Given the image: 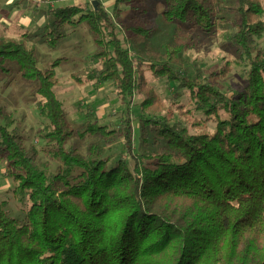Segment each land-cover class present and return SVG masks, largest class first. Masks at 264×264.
I'll return each mask as SVG.
<instances>
[{
  "label": "trees",
  "instance_id": "obj_1",
  "mask_svg": "<svg viewBox=\"0 0 264 264\" xmlns=\"http://www.w3.org/2000/svg\"><path fill=\"white\" fill-rule=\"evenodd\" d=\"M151 1L114 0L110 14L98 0L57 7L38 30L43 44L54 49L85 27L94 47L86 58L94 65L70 80L112 86L125 106L117 130L90 124L75 131L55 91L56 69L70 58L40 70L28 32L19 39L0 35V73L8 76L14 64L21 80L34 85L35 108L46 124L42 137L51 144L47 157L63 168L49 175L47 166H37L38 151L26 149L10 130L16 121L0 102V164L29 204L16 218L0 201V264H264V51L256 47L264 38V0H160L162 21L188 31L176 29L160 63L144 69L129 48L156 31ZM228 1L235 2L230 10L236 29L228 42L234 64L246 75L225 95L200 71L189 77L173 66L195 45L192 30L213 35L223 25ZM123 6L129 13L121 19ZM232 64L225 62L211 76L226 79ZM147 71L173 85V101L185 91L204 119L176 102L165 106L149 86ZM136 96L143 148L137 155L130 110ZM86 136L96 142L85 155L66 148L73 138ZM117 139L133 162L131 170L125 159L112 164L105 157Z\"/></svg>",
  "mask_w": 264,
  "mask_h": 264
},
{
  "label": "rangeland",
  "instance_id": "obj_2",
  "mask_svg": "<svg viewBox=\"0 0 264 264\" xmlns=\"http://www.w3.org/2000/svg\"><path fill=\"white\" fill-rule=\"evenodd\" d=\"M75 1H55L53 5L56 7L71 6ZM86 1L92 3L95 0ZM98 1L102 4L105 11L109 14L112 13L114 0ZM80 2L82 1L78 3ZM84 3L82 2V4ZM150 5L153 9L151 15L152 23L156 27V31L143 44L129 48L131 58L135 61V64L143 63L144 69L147 68L146 65L148 64L160 63L159 56L163 53V46L173 39L176 29H182L184 32L188 31L186 26L167 25L162 21L163 5L160 0H152ZM234 5V1H228L223 5L222 14L226 21L218 27L215 34L205 35L198 30H192L195 45L191 49H185L182 52L180 65L173 66L184 76L189 77H194L196 72L200 71L205 82L218 84L225 95L230 94L238 86H241L246 75L243 67L234 64L233 49L228 42V39L236 30L234 13L230 10ZM49 7V3L44 0H0V35L19 39L23 33L28 32L32 36L29 44L36 48L38 54L39 63L37 67L40 70L49 68L52 62L58 58H70V63L56 69V77L59 83L55 91L63 105L67 121L75 131L83 132L90 124L108 126L112 130H117L121 125L125 106L116 99L112 86L110 84H102L97 87L87 84L77 86L70 80L71 74L86 70L94 65L86 58L93 53L94 47L86 34L85 27H77L73 34H69L70 36L67 39L62 40L53 49L43 44V39L40 36V32H38L47 23L46 20L42 26L34 27L33 31H30V27L26 28L21 25L28 18L36 26L37 19H34V14L38 12V9L48 21L50 19ZM128 13V7H121V19L126 18ZM6 15L10 16V25L5 21ZM116 29L118 35L121 36L123 32L121 31V24L118 22ZM70 31L68 30V33ZM256 47L258 50L264 51V38L256 41ZM150 52L157 54L158 57H155ZM225 62H233L232 71L226 79L221 80L220 78L212 77L211 75L219 73L220 67ZM14 67H16L14 64L9 65L11 72L8 76L0 73V102L12 112L16 121V125L10 130L14 129L15 133L23 139L26 149L38 151L37 166L40 169L47 166V173L54 175L63 168L59 164L51 162L47 157L51 144L42 137V131L46 124L35 108L37 98L34 94V85L21 80ZM146 75L149 86L156 91L165 106L176 102L186 110L192 111L196 119H204L201 112L196 111L195 107L189 103L185 91H179L178 98L173 101L175 90L172 84L164 79H156L151 72L147 71ZM140 102L141 98L136 96L130 106L133 122L134 154L136 155L140 154V150H143L135 122ZM208 127L214 129V124L209 123ZM94 142H96V139L90 136H86L82 140L73 138L66 144V148L76 149L81 155H85L87 147ZM105 157L111 159L112 164L119 158H123L126 160L130 170L133 167L132 160L125 152L122 139H117L116 143L106 152ZM0 201L7 202L8 209L16 218H22L29 206L27 198L16 192L15 183L9 177L5 163L0 164Z\"/></svg>",
  "mask_w": 264,
  "mask_h": 264
},
{
  "label": "crops",
  "instance_id": "obj_3",
  "mask_svg": "<svg viewBox=\"0 0 264 264\" xmlns=\"http://www.w3.org/2000/svg\"><path fill=\"white\" fill-rule=\"evenodd\" d=\"M44 1H46V0H44ZM63 1H67V0H59V2H63ZM79 1H82L83 3L85 1V3H86V0H76L75 2H73L72 5H74V4L76 5V4H80V3L82 4V2L78 3ZM48 3L50 5V7H49L50 10H53V9L58 7V6L56 7V6L53 5L54 2H48ZM34 15H35L34 19H37V25L36 26H34V24L31 23L32 21H30L28 18L26 20H24L23 24H21V25H24L23 27H26V28L30 27V29H31L30 31H33L34 27L36 28V27L42 26L44 24V21L47 20L45 15H43V13L39 11V9H38V12L36 14H34ZM5 21H7V23L10 25L11 19H10L9 15L5 16ZM4 30H6V29H4Z\"/></svg>",
  "mask_w": 264,
  "mask_h": 264
},
{
  "label": "water",
  "instance_id": "obj_4",
  "mask_svg": "<svg viewBox=\"0 0 264 264\" xmlns=\"http://www.w3.org/2000/svg\"><path fill=\"white\" fill-rule=\"evenodd\" d=\"M94 4H95V1L92 2V5H94ZM96 7H97V6H96Z\"/></svg>",
  "mask_w": 264,
  "mask_h": 264
}]
</instances>
